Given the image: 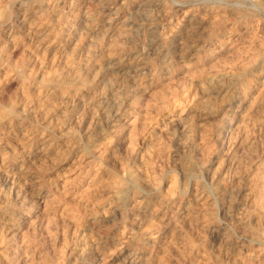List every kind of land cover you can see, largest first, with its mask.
Masks as SVG:
<instances>
[{
  "label": "rangeland",
  "instance_id": "rangeland-1",
  "mask_svg": "<svg viewBox=\"0 0 264 264\" xmlns=\"http://www.w3.org/2000/svg\"><path fill=\"white\" fill-rule=\"evenodd\" d=\"M105 1L7 0L6 3L0 0V43L2 42V45L0 44V52H2L0 53V98L2 95L5 96L0 99V172L2 173H0L2 175V178L0 175V264H264V25H262L264 23V0H192V2L191 0ZM175 1H178L176 2L177 4L174 3ZM185 3L187 4L185 5ZM102 4L108 6L109 10H107V13L100 10V5ZM66 5L68 6L66 7ZM210 5L212 6L210 7ZM180 8L182 10H179ZM166 12L168 15L165 14ZM32 13L36 15H32ZM15 17L18 19L16 20ZM163 17L165 18L163 19ZM22 18L35 21V23H39L44 27V36L35 37L34 33H23L21 28L17 29L16 24L23 20ZM84 19H91L89 21L92 24L91 29H87V20L84 22ZM209 20H212V22ZM73 21L75 24H72ZM234 23L235 27L233 28ZM80 26H82V29ZM121 29H123L120 34L122 38H117ZM243 38L247 40L245 41ZM4 40L5 42L7 41V44ZM91 45L93 46L92 48ZM61 50H63L62 53ZM236 50L239 53L235 52ZM81 51L82 53H80ZM43 53L45 54L42 55ZM228 56L230 57L228 58ZM49 58L51 59L49 60ZM87 60L90 61L88 62ZM24 63L27 64L25 65ZM78 63L79 66L77 65ZM125 73L129 76L127 77ZM5 75L8 76L6 77ZM24 75L27 76L24 77ZM249 75H252V77ZM257 83L258 85H256ZM106 88L107 90H105ZM96 93L97 95H95ZM12 95H15L14 98ZM213 96H215V99ZM28 100L32 102L30 103ZM4 101H7L6 104ZM205 103L210 105L208 106ZM6 105H9V108ZM5 110L8 112L6 113ZM184 110L187 111L185 112ZM76 120H78L79 124ZM226 123L228 124L226 125ZM173 124H175L174 127L172 126ZM178 124L179 126H177ZM92 125L94 126L92 127ZM199 128L202 130L200 129L199 131ZM248 129H250L249 132ZM119 131L122 132L120 133ZM31 133L34 135H31ZM166 143L169 145L167 146ZM158 144L159 146H157ZM198 145H202V147ZM60 153L63 154L60 155ZM46 157L47 159H45ZM132 173L138 177L137 182L132 178ZM237 181L241 183L239 184ZM22 183L24 184L22 185ZM201 192H203L202 195ZM106 194L109 195L105 196ZM104 197L107 198L105 199ZM29 201L32 204H28ZM238 205L241 206L238 207ZM252 206L253 208H251ZM211 207L212 209H210ZM111 208L112 210H110ZM127 220L129 223L131 221V223H127ZM134 220L135 222H133ZM240 242L244 243V246ZM169 247H172L171 250ZM194 247L195 249L193 250ZM118 251L120 252L118 253ZM219 255H223L224 259Z\"/></svg>",
  "mask_w": 264,
  "mask_h": 264
},
{
  "label": "bare ground",
  "instance_id": "bare-ground-1",
  "mask_svg": "<svg viewBox=\"0 0 264 264\" xmlns=\"http://www.w3.org/2000/svg\"><path fill=\"white\" fill-rule=\"evenodd\" d=\"M2 1L7 3V0H2ZM46 1H48V0H46ZM78 1H79V0H78ZM97 1H98V0H97ZM99 1H100V0H99ZM106 1H107V0H106ZM106 1H105V2H106ZM112 1H113V0H112ZM120 1H122V0H120ZM156 1H157V0H156ZM160 1H161V0H160ZM188 1H189V0H188ZM188 1H186V2H188ZM262 1H263V0H262ZM39 2H40V1H39ZM44 2H45V1H44ZM55 2H56V1H55ZM55 2H54V3H55ZM131 2H132V1H131ZM176 2H178V1H175L174 3H176ZM191 2H192V0H191ZM12 3H13V2H12ZM17 3H18V2H17ZM31 3H32V2H31ZM31 3H30V4H31ZM54 3H52V4H54ZM69 3H70V2H69ZM87 3H88V2H87ZM99 3H100V2H99ZM101 3H102V2H101ZM122 3H123V2H122ZM181 3H183V2L181 1ZM10 4H11V3H10ZM15 4H16V3H15ZM33 4H34V3H33ZM36 4H37V3H36ZM67 4H68V2H67ZM76 4H78V3L76 2ZM79 4H80V3H79ZM93 4H94V3H93ZM105 4H106V3H105ZM111 4H112V3H111ZM119 4H120V3H119ZM176 4H177V3H176ZM186 4H187V3H185V5H186ZM12 5H13V4H12ZM54 5H55V4H54ZM88 5H89V4H88ZM91 5H92V4H91ZM91 5H90V6H91ZM95 5H96V4H95ZM126 5H127V4H126ZM185 5H184V6H185ZM215 5H216V4H215ZM218 5H219V4H218ZM257 5H258V3H257ZM257 5H256V7H257ZM5 6H6V5H5ZM9 6H10V5H9ZM23 6H24V4H23ZM67 6H68V5H66V7H67ZM78 6H79V5H78ZM160 6H161V5H160ZM188 6H189V5H188ZM211 6H212V5H210V7H211ZM249 6H250V5H249ZM259 6H260V5H259ZM13 7H14V6H13ZM19 7H20V6H19ZM30 7H31V6H30ZM38 7H39V4H38ZM48 7H49V6H48ZM53 7H54V6H53ZM66 7H65V8H66ZM86 7H87V6H86ZM110 7H111V6H110ZM112 7H114V6H112ZM158 7H159V6H158ZM180 7H181V6H180ZM190 7H191V6H190ZM208 7H209V5H208ZM208 7H207V8H208ZM215 7H217V6H215ZM3 8H4V7H3ZM36 8H37V7H36ZM39 8H40V7H39ZM57 8H58V6H57ZM72 8H73V7H72ZM126 8H127V7H126ZM131 8H132V7H131ZM170 8H171V7H170ZM175 8H176V7H175ZM178 8H179V7H178ZM178 8H177V9H178ZM199 8H200V6H199ZM258 8H259V7H258ZM262 8H263V7H262ZM5 9H6V8H5ZM5 9H4V10H5ZM16 9H17V8H16ZM46 9H47V8H46ZM120 9H121V7H120ZM122 9H123V8H122ZM172 9H173V8H172ZM197 9H198V8H197ZM212 9H213V8H212ZM218 9H219V8H218ZM231 9H232V8H231ZM9 10H10V9H9ZM41 10H42V9H41ZM41 10H40V11H41ZM52 10H53V8H52ZM87 10H89V9L87 8ZM92 10H93V9H92ZM100 10H101L102 12H106V13H107V12H108L107 10H109V9H108V6L102 4V5H100ZM100 10H99V11H100ZM179 10H182V9L180 8ZM189 10H190V9H189ZM191 10H192V9H191ZM254 10H255V9H254ZM38 11H39V10H38ZM99 11H98V12H99ZM123 11H124V10H123ZM159 11H160V8H159ZM186 11H187V10H186ZM10 12H11V11H10ZM24 12H25V11H24ZM96 12H97V11H96ZM112 12H113V11H112ZM128 12H129V11H128ZM206 12H207V11H206ZM214 12H216V11H214ZM234 12H235V11H234ZM258 12H259V11H258ZM258 12H257V13H258ZM261 12H262V11H261ZM22 13H23V12H22ZM38 13H39V12H38ZM52 13H53V12H52ZM76 13H77V12H76ZM82 13H83V12H82ZM110 13H111V12H110ZM169 13H170V9H169ZM186 13H187V12H186ZM192 13H193V12H192ZM222 13H223V12H222ZM14 14H15V13H14ZM41 14H42V13H41ZM53 14H54V13H53ZM89 14H90V12H89ZM94 14H95V13H94ZM165 14H167V12H166ZM165 14H164V15H165ZM172 14H173V13H172ZM190 14H191V13H190ZM204 14H205V12H204ZM206 14H207V13H206ZM231 14H232V13H231ZM233 14H234V13H233ZM263 14H264V13H263ZM32 15H36V14H33V13H32ZM32 15H31V16H32ZM47 15H48V13H47ZM49 15H50V14H49ZM58 15H59V14H58ZM91 15H92V13H91ZM96 15H97V14H96ZM111 15H113V14H111ZM121 15H122V14H121ZM164 15H163V16H164ZM167 15H168V14H167ZM177 15H178V13H177ZM240 15H241V13H240ZM242 15H243V14H242ZM256 15H257V14H256ZM2 16H4V15H2ZM7 16H9V15H7ZM31 16H30V18H32ZM41 16H42V15H41ZM45 16H46V15H45ZM60 16H61V15H60ZM71 16H73V15H71ZM81 16H83V15H81ZM94 16H95V15H94ZM100 16H101V15H100ZM107 16H108V15H107ZM157 16H158V15H157ZM170 16H171V15H170ZM173 16H174V15H173ZM175 16H176V15H175ZM193 16H194V15H193ZM206 16H207V15H206ZM214 16H215V15H214ZM234 16H235V15H234ZM245 16H246V15H245ZM258 16H259V15H258ZM4 17H5V16H4ZM21 17H22V16H21ZM43 17H44V14H43ZM75 17H76V16H75ZM88 17H89V16H88ZM119 17H120V16H119ZM141 17L143 18V16H141ZM168 17H169V16H168ZM168 17H167V18H168ZM217 17H218V16H217ZM248 17H249V16H248ZM259 17H260V16H259ZM15 18H16V17H15ZM55 18H56V17H55ZM85 18H86V17H85ZM107 18H108V17H107ZM157 18H158V17H157ZM164 18H165V17H163V19H164ZM180 18H181V17H180ZM189 18H190V16H189ZM189 18H188V19H189ZM200 18H201V17H200ZM214 18H215V17H214ZM249 18H250V17H249ZM260 18H261V17H260ZM11 19H12V17H11ZM17 19H18V18H16V20H17ZM22 19H23V18H22ZM71 19H72V18H71ZM110 19H111V18H110ZM122 19H123V17H122ZM161 19H162V18H161ZM171 19H172V18H171ZM185 19H186V18H185ZM196 19H197V18H196ZM218 19H219V18H218ZM251 19H252V18H251ZM6 20H7V19H6ZM6 20H5V21H6ZM14 20H15V19H14ZM68 20H69V19H68ZM86 20H87V19H84V22H85ZM90 20H91V19H88V20H87V23H86L87 29H91V28H92V27H91L92 24L89 22ZM98 20H99V19H98ZM125 20H126V19H125ZM125 20H123V21H125ZM127 20H128V19H127ZM167 20H168V19H167ZM216 20H217V19H216ZM222 20H223V19H222ZM238 20H239V19H238ZM245 20H247V19H245ZM259 20H260V19H259ZM57 21H58V20H57ZM102 21H103V20H102ZM123 21H122V22H123ZM128 21H129V20H128ZM132 21H133V20H132ZM141 21H142V20H141ZM143 21H144V20H143ZM188 21H189V20H188ZM201 21H202V20H201ZM201 21H200V24H201ZM209 21L212 22V20H209ZM214 21H215V20H214ZM242 21H243V20H242ZM248 21H249V20H248ZM2 22H3V21H2ZM67 22H68V21H67ZM98 22H99V21H98ZM116 22H117V21H116ZM156 22H157V21H156ZM170 22H171V21H170ZM196 22H197V21H196ZM220 22L222 23V21H220ZM228 22H229V21H228ZM235 22L237 23L236 20H235ZM239 22H241V21H239ZM243 22H245V21H243ZM246 22H247V21H246ZM10 23H12V22H10ZM43 23H44V22H43ZM43 23H42V25H43ZM50 23H51V22H50ZM50 23H49V24H50ZM108 23H109V22H108ZM140 23H141V22H140ZM144 23H145V22H144ZM148 23H150V22H148ZM154 23H155V22H154ZM175 23H176V22H175ZM202 23H203V22H202ZM226 23H227V22H226ZM72 24H75L74 21L72 22ZM72 24H71V25H72ZM103 24H104V23H103ZM122 24H123V23H122ZM130 24H131V23H130ZM135 24H136V23H135ZM197 24H198V23H197ZM241 24H242V23H241ZM47 25H48V24H47ZM47 25H46V26H47ZM55 25H56V24H55ZM69 25H70V24H69ZM83 25H84V24H83ZM120 25H121V23H120ZM127 25H128V24H127ZM158 25H159V24H158ZM160 25H163V24H160ZM170 25H171V24H170ZM170 25H169V26H170ZM173 25H174V23H173ZM179 25H180V24H179ZM207 25H208V24H207ZM228 25H230V24H228ZM231 25H232V24H231ZM262 25H264V23H263ZM5 26H6V25H5ZM109 26H110V25H109ZM133 26H135V25H133ZM142 26H143V25H142ZM188 26H189V25H188ZM191 26H192V25H191ZM196 26H197V25H196ZM205 26H206V25H205ZM53 27H54V26H53ZM61 27H62V25H61ZM77 27H78V26H77ZM81 27H82V26H80V28H81ZM113 27H114V26H113ZM159 27H160V26H159ZM208 27H209V26H208ZM224 27H225V26H224ZM224 27H223V28H224ZM234 27H235V23H234L233 28H234ZM8 28H9V27H8ZM16 28H17V29H20V28H21V30H22L23 33H25V32H26V33H34L35 37H36V36H37V37H43V36H44L43 34H45V33H44V32H45L44 27H42L39 23H35V21H32V20L30 21V19H27V18H24L23 20H20V22H19L18 24H16ZM68 28H69V27H68ZM103 28H104V26H103ZM106 28H107V27H106ZM108 28H109V27H108ZM118 28H119V25H118ZM170 28H171V27H170ZM181 28H182V27H181ZM181 28H180V29H181ZM194 28H196V27H194ZM206 28H207V27H206ZM215 28H217V27H215ZM220 28H221V27H220ZM65 29H67V28H65ZM72 29H73V28H72ZM76 29H77V28H76ZM81 29H82V28H81ZM114 29H115V28H114ZM146 29H147V28H146ZM166 29H167V28H166ZM172 29H173V28H172ZM176 29H177V28H176ZM182 29H183V28H182ZM184 29H185V28H184ZM197 29H198V28H197ZM213 29H214V28H213ZM221 29H222V28H221ZM7 30H8V29H7ZM49 30H50V29H49ZM56 30H57V29H56ZM67 30H70V29H67ZM85 30H86V29H85ZM122 30H123V29H121L120 32H118L117 38H120V37H121L120 34L122 33ZM125 30H126V29H125ZM198 30H199V29H198ZM200 30H201V28H200ZM208 30H209V29H208ZM216 30H217V29H216ZM52 31H53V30H52ZM71 31H72V30H71ZM74 31H75V30H74ZM107 31H108V30H107ZM172 31H173V30H172ZM176 31H177V30H176ZM195 31H196V30H195ZM195 31H194V33H196ZM203 31H204V30H203ZM212 31H213V30H212ZM233 31H234V30H233ZM0 32H1V31H0ZM55 32H56V31H55ZM61 32H62V31H61ZM61 32H60V33H61ZM68 32H69V31H68ZM78 32H79V31H78ZM92 32H93V31H92ZM95 32H96V31H95ZM102 32H104V31H102ZM111 32H112V31H111ZM111 32H110V33H111ZM114 32H115V31H114ZM129 32H130V31H129ZM132 32H133V31H132ZM134 32H135V31H134ZM187 32H188V31H187ZM199 32H200V31H199ZM228 32H229V30H228ZM56 33H57V32H56ZM56 33H55V34H56ZM66 33H67V31H66ZM66 33H65V34H66ZM84 33H86V32H84ZM105 33H106V32H105ZM116 33H117V32H116ZM127 33H128V32H127ZM206 33H207V32H206ZM209 33H210V32H209ZM222 33H223V32H222ZM233 33H234V32H233ZM236 33H237V32H236ZM236 33H235V34H236ZM244 33H245V32H244ZM51 34H52V33H51ZM65 34H64V36H65ZM80 34H81V33H80ZM96 34H97V33H96ZM96 34H95V35H96ZM100 34H101V33H100ZM102 34H103V33H102ZM167 34H168V33H167ZM174 34H175V33H174ZM224 34H225V33H224ZM246 34H247V33H246ZM5 35H6V34H5ZM69 35H70V34H69ZM69 35H68V36H69ZM77 35H78V34H77ZM95 35H94V36H95ZM109 35H110V34H109ZM133 35H134V34H133ZM161 35H162V34H161ZM222 35H223V34H222ZM227 35H228V34H227ZM257 35H258V34H257ZM12 36H13V35H12ZM14 36H16V35H14ZM47 36H48V35H47ZM59 36H60V35H59ZM75 36H76V35H75ZM101 36H102V35H101ZM101 36H99V37H101ZM107 36H108V35H107ZM127 36H128V35H127ZM139 36H140V35H139ZM177 36H178V35H177ZM179 36H180V35H179ZM214 36H215V34H214ZM216 36H217V35H216ZM238 36H239V35H238ZM261 36H263V35H261ZM56 37H57V36H56ZM60 37H61V36H60ZM102 37H103V36H102ZM195 37H196V36H195ZM248 37H249V36H248ZM251 37H252V36H251ZM10 38H11V37H10ZM28 38H29V37H28ZM28 38H27V39H28ZM62 38H63V37H62ZM114 38H115V37H114ZM121 38H122V37H121ZM186 38H187V37H186ZM263 38H264V37H263ZM263 38H262V39H263ZM0 39H1V38H0ZM2 39H3V38H2ZM37 39H38V38H37ZM65 39H66V38H65ZM82 39H83V38H82ZM103 39H104V38H103ZM103 39H102V40H103ZM128 39H129V38H128ZM131 39H133V38H131ZM195 39H196V38H195ZM219 39H220V38H219ZM241 39H242V38H241ZM243 39L245 40V38H243ZM258 39H259V38H258ZM7 40H8V39H7ZM9 40H10V39H9ZM57 40H58V39H57ZM66 40H67V39H66ZM77 40H78V39H77ZM79 40H80V39H79ZM104 40H105V39H104ZM104 40H103V41H104ZM112 40H113V39H112ZM119 40H121V39H119ZM137 40H138V39H137ZM190 40H191V39H190ZM225 40H226V39H225ZM246 40H247V39H246ZM246 40H245V41H246ZM259 40H261V39H259ZM30 41H31V39H30ZM34 41H35V39H34ZM64 41H65V40H64ZM84 41H85V40H84ZM89 41H90V39H89ZM128 41H129V40H128ZM130 41H132V40H130ZM134 41H135V40H134ZM138 41H139V40H138ZM140 41H141V40H140ZM185 41H186V40H185ZM188 41H189V40H188ZM228 41H229V40H228ZM253 41H254V39H253ZM4 42H5V40H4ZM4 42H3V43H4ZM39 42H40V41H39ZM50 42H51V41H50ZM182 42H183V41H182ZM241 42H242V41H241ZM255 42H256V41H255ZM263 42H264V41H263ZM1 43H2V42H1ZM1 43H0V44H1ZM5 43L7 44V41H6ZM99 43H100V41H99ZM99 43H98V44H99ZM131 43H132V42H131ZM131 43H129V44H131ZM193 43H195V42H193ZM196 43H197V42H196ZM221 43H222V42H221ZM235 43H236V42H235ZM246 43H247V42H246ZM257 43H258V42H257ZM45 44H46V42H45ZM47 44H48V43H47ZM75 44H77V43H75ZM87 44H88V43H87ZM107 44H108V43H107ZM117 44H118V43H117ZM121 44H122V43H121ZM124 44H126V43H124ZM124 44H123V45H124ZM135 44H136V43H135ZM219 44H220V43H219ZM224 44H225V43H224ZM249 44H250V43H249ZM249 44H248V45H249ZM252 44H253V43H252ZM262 44H263V43H262ZM1 45H2V44H1ZM34 45H35V43H34ZM43 45H44V44H43ZM49 45H50V44H49ZM49 45H48V47H49ZM62 45H63V44H62ZM73 45H74V44H73ZM88 45H89V44H88ZM88 45H87V46H88ZM92 45H93V44H92ZM92 45H91V48L93 47ZM187 45H188V44H187ZM190 45H191V44H190ZM217 45H218V44H217ZM220 45H221V44H220ZM220 45H218V46H220ZM248 45H247V46H248ZM77 46H78V44H77ZM79 46H80V45H79ZM89 46H90V45H89ZM98 46H99V45H98ZM103 46H104V45H103ZM119 46H120V45H119ZM119 46H118V47H119ZM192 46H194V45H192ZM230 46H231V45H230ZM232 46H233V45H232ZM250 46H251V45H250ZM252 46H253V45H252ZM255 46H257V45H255ZM261 46H262V45H261ZM21 47H22V46H21ZM48 47H47V48H48ZM60 47H61V46H60ZM99 47H101V46H99ZM110 47H111V46H110ZM118 47H117V48H118ZM124 47H125V46H124ZM135 47H136V46H135ZM181 47H182V45H181ZM220 47H221V46H220ZM226 47H227V46H226ZM228 47H229V46H228ZM22 48H23V47H22ZM43 48H44V47H43ZM45 48H46V46H45ZM51 48H52V47H51ZM53 48H54V47H53ZM67 48H68V47H67ZM76 48H77V47H76ZM78 48H79V47H78ZM88 48H89V47H88ZM96 48H97V47H96ZM112 48H114V47H112ZM119 48H120V47H119ZM184 48H185V47H184ZM233 48H234V47H233ZM239 48H240V47H239ZM246 48H247V47H246ZM248 48H249V47H248ZM257 48H258V47H257ZM12 49H13V48H12ZM27 49H28V47H27ZM49 49H50V48H49ZM55 49H56V48H55ZM71 49H72V48H71ZM71 49H70V50H71ZM109 49H110V48H109ZM126 49H127V48H126ZM227 49H228V48H227ZM235 49H237V48H235ZM240 49H241V48H240ZM17 50H18V49H17ZM47 50H48V49H47ZM72 50H73V49H72ZM76 50H77V49H76ZM87 50H88V49H87ZM87 50H86V51H87ZM90 50H91V49H90ZM94 50H95V49H94ZM107 50H108V49H107ZM110 50H111V49H110ZM110 50H109V52H110ZM112 50H113V49H112ZM118 50H120V49H118ZM134 50H135V49H134ZM185 50H186V48H185ZM185 50H184V51H185ZM2 51H3V50H2ZM19 51H20V50H19ZM31 51H33V50H31ZM55 51H56V50H55ZM122 51H123V50H122ZM135 51H136V50H135ZM137 51H138V50H137ZM259 51H260V50H259ZM8 52H9V51H8ZM25 52H26V51H25ZM37 52H38V51H37ZM41 52H43V51H41ZM50 52H51V51H50ZM56 52H57V51H56ZM62 52H63V50H61V53H62ZM101 52H102V51H101ZM107 52H108V51H107ZM116 52H117V51H116ZM119 52H120V51H119ZM125 52H126V51H125ZM131 52H133V51H131ZM182 52H183V51H182ZM182 52H181V53H182ZM196 52H197V51H196ZM235 52H238V51L236 50ZM241 52H242V51H241ZM0 53H2V52H0ZM31 53H33V52H31ZM67 53H68V52H67ZM73 53H74V52H73ZM75 53H76V52H75ZM78 53H79V52H78ZM80 53H82V51H81ZM88 53H90V52L88 51ZM238 53H239V52H238ZM23 54H24V53H23ZM27 54H28V53H27ZM44 54H45V53H43L42 55H44ZM84 54H85V53H84ZM110 54H111V53H110ZM124 54H125V53H124ZM135 54H136V53H135ZM135 54H134V55H135ZM139 54H140V53H139ZM263 54H264V53H263ZM5 55H6V54H5ZM15 55H16V54H15ZM18 55H19V54H18ZM21 55H22V54H21ZM42 55H41V56H42ZM65 55H66V54H65ZM79 55H80V54H79ZM98 55H99V54H98ZM108 55H109V54H108ZM10 56H11V55H10ZM37 56H38V55H37ZM66 56H67V55H66ZM66 56H65V57H66ZM82 56H83V55H82ZM90 56H91V55H90ZM181 56H182V55H181ZM186 56H187V55H186ZM195 56H196V55H195ZM22 57H23V56H22ZM22 57H21V58H22ZM55 57H56V56H55ZM74 57H75V55H74ZM93 57H94V56H93ZM95 57H96V56H95ZM118 57H119V54H118ZM199 57H200V55H199ZM203 57H204V56H203ZM229 57H230V56H228V58H229ZM14 58H15V56H14ZM18 58H19V57H18ZM27 58H28V57H27ZM52 58H53V57H52ZM66 58H67V57H66ZM69 58H71V57H69ZM76 58H77V57H76ZM112 58H113V57H112ZM112 58H111V60H113ZM116 58H117V57H116ZM122 58H124V57H122ZM148 58H149V57H148ZM209 58H210V57H209ZM9 59H10V58H9ZM23 59H24V58H23ZM25 59H26V58H25ZM50 59H51V58H49V60H50ZM55 59H56V58H55ZM109 59H110V58H109ZM125 59H126V58H125ZM132 59H133V58H132ZM139 59H140V58H139ZM142 59H143V58H142ZM182 59H183V58H182ZM189 59H190V58H189ZM195 59H196V58H195ZM198 59H199V58H198ZM205 59H206V58H205ZM225 59H226V58H225ZM225 59H224V60H225ZM1 60H2V59H1ZM17 60H18V59H17ZM71 60H73V59H71ZM83 60H84V59H83ZM105 60H106V59H105ZM120 60H121V59H120ZM186 60H187V59H186ZM262 60H263V59H262ZM7 61H8V59H7ZM13 61H14V60H13ZM38 61H39V60H38ZM61 61H62V60H61ZM64 61H65V60H64ZM87 61H88V60H87ZM89 61H90V60H89ZM89 61H88V62H89ZM134 61H135V60H134ZM146 61H147V59H146ZM184 61H185V60H184ZM227 61H228V59H227ZM5 62H6V61H5ZM18 62H20V61H18ZM25 62H26V61H25ZM41 62H42V61H41ZM53 62H55V61H53ZM67 62H68V61H67ZM78 62H79V61H78ZM84 62H85V61H84ZM95 62H97V61H95ZM111 62H112V61H111ZM148 62H149V61H148ZM152 62H153V61H152ZM188 62H190V61H188ZM221 62H222V61H221ZM105 63H106V62H105ZM112 63H113V62H112ZM120 63H121V62H120ZM130 63L132 64V62H130ZM24 64H25V63H24ZM26 64H27V63H26ZM26 64H25V65H26ZM31 64H32V63H31ZM54 64H55V63H54ZM58 64H59V63H58ZM90 64H91V63H90ZM101 64H102V62H101ZM113 64H114V63H113ZM141 64H142V63H141ZM143 64H144V63H143ZM188 64H189V63H188ZM0 65H1V64H0ZM40 65H42V64H40ZM56 65H57V64H56ZM65 65H66V64H65ZM72 65H74V64H72ZM72 65H70V66H72ZM77 65L79 66V63H78ZM83 65H84V64H83ZM87 65H88V64H87ZM96 65H97V64H96ZM114 65H116V64H114ZM138 65H139V64H138ZM179 65H180V64H179ZM226 65H227V64H226ZM263 65H264V64H263ZM15 66H16V65H15ZM19 66H20V65H19ZM32 66H33V64H32ZM50 66H51V65H50ZM61 66H62V65H61ZM97 66H98V65H97ZM97 66H96V67H97ZM104 66H105V65H104ZM109 66H110V65H109ZM125 66L127 67V65H125ZM189 66H190V64H189ZM5 67H6V66H5ZM5 67H4V69H5ZM66 67H67V66H66ZM84 67H85V65H84ZM91 67H92V66H91ZM113 67H114V66H113ZM129 67H130V66H129ZM129 67H128V68H129ZM137 67H139V66H137ZM152 67H153V66H152ZM11 68H12V66H11ZM20 68H21V66H20ZM23 68H24V67H23ZM33 68H34V67H33ZM49 68H50V67H49ZM63 68H64V67H63ZM80 68H81V67H80ZM80 68H79V69H80ZM108 68H109V67H108ZM114 68H115V67H114ZM135 68H136V67H135ZM135 68H134V69H135ZM141 68H142V67H141ZM157 68H158V67H157ZM179 68H180V67H179ZM224 68H225V67H224ZM257 68H258V67H257ZM260 68H261V66H260ZM21 69H22V68H21ZM41 69H42V68H41ZM72 69H73V68H72ZM94 69H95V68H94ZM103 69L105 70V68H103ZM130 69H131V68H130ZM137 69H138V68H137ZM144 69H145V68H144ZM146 69H147V67H146ZM153 69H154V68H153ZM212 69H213V68H212ZM215 69H216V68H215ZM220 69H221V68H220ZM258 69H259V68H258ZM10 70H11V69H10ZM18 70H19V69H18ZM60 70H61V69H60ZM74 70H75V69H74ZM77 70H78V69H77ZM98 70H99V69H98ZM110 70H111V69H110ZM132 70H133V69H132ZM139 70H140V69H139ZM227 70H228V69H227ZM256 70H257V69H256ZM2 71H3V70H2ZM12 71H13V69H12ZM37 71L39 72V70H37ZM48 71H49V70H48ZM50 71H51V70H50ZM69 71H70V69H69ZM115 71H117V70H115ZM152 71H153V70H152ZM216 71H217V70H216ZM225 71H226V70H225ZM263 71H264V70H263ZM3 72H4V71H3ZM6 72H8V71L6 70ZM9 72H10V71H9ZM32 72H33V71H32ZM59 72H60V71H59ZM61 72H62V70H61ZM94 72H95V71H94ZM100 72H101V71H100ZM103 72H104V71H103ZM112 72H113V71H112ZM126 72H127V71H126ZM133 72H134V71H133ZM257 72H258V71H257ZM259 72H260V71H259ZM10 73H11V72H10ZM14 73H15V72H14ZM14 73H13V74H14ZM28 73H29V71H28ZM42 73H43V72H42ZM46 73H47V72H46ZM49 73H50V72H49ZM54 73H55V72H54ZM95 73H96V72H95ZM104 73H105V72H104ZM114 73H115V72H114ZM135 73H136V72H135ZM145 73H146V72H145ZM145 73H144V74H145ZM153 73H154V72H153ZM157 73H158V72H157ZM209 73H211V72H209ZM219 73H220V71H219ZM240 73H241V71H240ZM252 73H253V72H252ZM254 73H255V72H254ZM7 74H8V73H7ZM11 74H12V73H11ZM23 74H24V73H23ZM23 74H21V75H23ZM58 74H59V73H58ZM63 74H64V73H63ZM65 74H66V72H65ZM91 74H92V73H91ZM97 74H98V73H97ZM125 74H127V73H125ZM151 74H152V72H151ZM53 75H54V74H53ZM59 75H60V74H59ZM68 75H69V74H68ZM76 75H77V74H76ZM101 75H102V74H101ZM104 75H105V74H104ZM107 75H108V74H107ZM146 75H147V74H146ZM243 75H244V74H243ZM255 75H256V74H255ZM5 76H6V75H5ZM7 76H8V75H7ZM7 76H6V77H7ZM26 76H27V75H26ZM26 76L24 75V77H26ZM34 76H35V75H34ZM60 76H61V75H60ZM64 76H65V75H64ZM64 76H63V77H64ZM83 76H84V75H83ZM92 76H93V75H92ZM110 76H111V75H110ZM121 76H122V75H121ZM121 76H120V77H121ZM125 76H126V75H125ZM128 76H129V75L127 74V77H128ZM141 76H142V75H141ZM150 76H151V75H150ZM210 76H211V75H210ZM223 76H224V75H223ZM249 76L252 77V75H249ZM6 77H5V79H6ZM36 77H38V76H36ZM50 77H51V76H50ZM56 77H57V76H56ZM67 77H68V76H67ZM90 77H91V76H90ZM93 77H94V76H93ZM101 77H102V76H101ZM101 77H100V78H101ZM136 77H137V76H136ZM227 77H229V76H227ZM227 77H226V78H227ZM238 77H239V76H238ZM241 77H242V76H241ZM256 77H257V76H256ZM2 78H3V76H2ZM27 78H28V77H27ZM48 78H49V76H48ZM59 78H60V77H59ZM80 78H81V77H80ZM131 78H132V77H131ZM154 78H155V76H154ZM222 78H223V77H222ZM235 78H236V77H235ZM32 79H33V78H32ZM40 79H41V78H40ZM40 79H39V80H40ZM55 79H56V78H55ZM65 79H66V78H65ZM82 79H83V77H82ZM96 79H97V78H96ZM102 79H103V78H102ZM102 79H101V80H102ZM113 79H114V77H113ZM123 79H124V78H123ZM126 79H128V78H126ZM134 79H135V78H134ZM213 79H214V78H213ZM233 79H234V78H233ZM29 80H30V79H29ZM34 80H35V79H34ZM46 80H47V78H46ZM53 80H54V79H53ZM57 80H58V79H57ZM74 80H75V79H74ZM114 80H115V79H114ZM118 80H119V78H118ZM130 80H131V79H130ZM214 80H215V79H214ZM230 80H231V79H230ZM263 80H264V79H263ZM0 81H1V80H0ZM19 81H20V80H19ZM22 81H23V80H22ZM48 81H49V79H48ZM85 81H86V80H85ZM93 81H94V80H93ZM97 81H98V80H97ZM107 81H108V80H107ZM227 81H228V80H227ZM6 82H7V81H6ZM13 82H14V81H13ZM54 82H55V81H54ZM58 82H59V81H58ZM91 82H92V81H91ZM113 82H114V81H113ZM123 82H124V81H123ZM133 82H134V81H133ZM144 82H145V81H144ZM147 82H148V81H147ZM210 82H211V79H210ZM232 82H233V81H232ZM234 82H235V81H234ZM256 82H257V81H256ZM11 83H12V82H11ZM11 83H10V84H11ZM16 83H17V82H16ZM19 83H20V82H19ZM36 83H37V82H36ZM43 83H44V81H43ZM45 83H46V82H45ZM65 83H66V81H65ZM93 83H94V82H93ZM98 83H99V82H98ZM124 83H125V82H124ZM129 83H130V82H129ZM136 83H137V82H136ZM258 83H259V82H258ZM258 83H257L256 85H258ZM22 84H23V82H22ZM59 84H60V83H59ZM78 84H79V83H78ZM89 84H90V81H89ZM126 84H127V83H126ZM140 84H141V83H140ZM143 84H144V83H143ZM203 84H204V83H203ZM209 84H210V83H209ZM209 84H208V86H209ZM244 84H245V83H244ZM24 85H25V84H24ZM27 85H28V84H27ZM40 85H41V84H40ZM53 85H54V84H53ZM64 85H65V84H64ZM69 85H70V84H69ZM75 85H76V84H75ZM111 85H112V84H111ZM118 85H119V84H118ZM133 85H134V84H133ZM144 85H145V84H144ZM218 85H220V84H218ZM236 85H237V84H236ZM239 85H240V84H239ZM47 86H48V84H47ZM73 86H74V85H73ZM79 86H80V84H79ZM113 86H114V83H113ZM135 86H136V85H135ZM211 86H212V85H211ZM221 86H222V85H221ZM221 86H220V87H221ZM230 86H231V85H230ZM16 87H17V86H16ZM18 87H19V86H18ZM25 87H26V86H25ZM119 87H120V86H119ZM127 87H128V86H127ZM199 87H200V86H199ZM214 87H215V86H214ZM218 87H219V86H218ZM224 87H225V85H224ZM237 87H238V86H237ZM244 87H245V85H244ZM262 87H263V86H262ZM51 88H52V86H51ZM66 88H67V87H66ZM66 88H65V89H66ZM77 88H78V87H77ZM84 88L86 89V87H84ZM93 88H94V87H93ZM115 88H116V87H115ZM124 88H126V87H124ZM137 88H138V87H137ZM144 88H145V87H144ZM215 88H216V87H215ZM246 88H247V87H246ZM246 88H245V89H246ZM256 88H257V87H256ZM24 89H25V88H24ZM33 89H34V88H33ZM39 89H40V88H39ZM48 89H49V88H48ZM48 89H46V90H48ZM103 89H104V88H103ZM122 89H123V88H122ZM233 89H234V88H233ZM259 89H260V88H259ZM261 89H262V88H261ZM30 90H31V89H30ZM105 90H107V88H106ZM110 90H111V89H110ZM113 90H114V89H113ZM134 90H135V89H134ZM145 90H146V89H145ZM263 90H264V89H263ZM13 91H15V90H13ZM38 91H39V90H38ZM67 91H68V90H67ZM67 91H66V92H67ZM72 91H73V90H72ZM78 91H79V89H78ZM96 91H97V90H96ZM96 91H95V92H96ZM123 91H125V90L123 89ZM138 91H139V90H138ZM211 91H212V90H211ZM224 91H225V90H224ZM229 91H230V90H229ZM231 91H232V90H231ZM254 91H255V90H254ZM259 91H261V90H259ZM22 92H23V91H22ZM26 92H27V91H26ZM45 92H46V91H45ZM51 92H52V91H51ZM86 92H87V91H86ZM97 92H98V91H97ZM103 92H104V91H103ZM105 92H106V91H105ZM111 92H112V91H111ZM114 92H115V90H114ZM116 92H117V90H116ZM132 92H133V91H132ZM207 92H208V91H207ZM213 92H214V91H213ZM226 92H227V91H226ZM226 92H225V93H226ZM248 92H249V91H248ZM2 93H3V92H2ZM8 93H9V92H8ZM29 93H30V92H29ZM92 93H93V92H92ZM123 93H124V92H123ZM127 93H128V92H127ZM133 93H134V92H133ZM137 93H138V92H137ZM143 93H144V92H143ZM216 93H217V92H216ZM228 93H229V92H228ZM236 93H237V92H236ZM257 93H258V92H257ZM257 93H253V94L256 95ZM9 94H10V93H9ZM33 94H34V93H33ZM39 94H40V93H39ZM39 94H38V95H39ZM44 94H45V93H44ZM60 94H61V92H60ZM64 94H65V93H64ZM75 94H76V93H75ZM106 94H107V93H106ZM111 94H112V93H111ZM116 94H118V93H116ZM124 94H125V93H124ZM206 94H207V93H206ZM239 94H240V92H239ZM22 95H23V94H22ZM46 95H47V94H46ZM95 95H97V93H96ZM99 95H100V94H99ZM125 95H126V94H125ZM132 95H133V94H132ZM223 95H224V94H223ZM2 96H4V95H2ZM2 96H1V98H2ZM12 96H13V95H12ZM14 96H15V95H14ZM14 96H13V98H14ZM18 96H19V95H18ZM29 96H30V95H29ZM54 96H55V95H54ZM54 96H53V97H54ZM71 96H72V95H71ZM107 96H108V95H107ZM107 96H106V98H107ZM119 96H120V95H119ZM121 96H122V95H121ZM137 96H138V95H137ZM211 96H212V95H211ZM235 96H236V95H235ZM235 96H234V97H235ZM238 96H239V95H238ZM4 97H5V96H4ZM32 97H33V96H32ZM34 97H35V96H34ZM44 97H45V96H44ZM46 97H47V96H46ZM62 97H64V96H62ZM90 97H91V96H90ZM92 97H93V96H92ZM138 97H139V96H138ZM213 97H214V99H215V96H213ZM1 98H0V99H1ZM25 98H26V97H25ZM27 98H28V97H27ZM37 98H38V97H37ZM41 98H42V97H41ZM65 98H66V97H65ZM71 98H72V97H71ZM190 98H191V97H190ZM217 98H218V97H217ZM242 98H243V97H242ZM52 99H53V98H52ZM67 99H68V96H67ZM96 99H97V97H96ZM119 99H120V98H119ZM134 99H135V98H134ZM137 99H138V98H137ZM137 99H136V100H137ZM204 99H205V98H204ZM210 99H211V98H210ZM256 99H257V98H256ZM6 100H7V97H6ZM15 100H16V99H15ZM19 100H21V99L19 98ZM25 100H27V99H25ZM30 100H31V99H30ZM38 100H39V99H38ZM59 100H60V99H59ZM70 100H72V99H70ZM76 100H77V99H76ZM80 100H82V99H80ZM89 100H90V99H89ZM124 100H125V99H124ZM192 100H193V99H192ZM220 100H221V99H220ZM237 100H238V99H237ZM7 101H8V100H7ZM7 101H6V102H7ZM60 101H61V100H60ZM98 101H99V100H98ZM114 101H115V100H114ZM188 101H189V100H188ZM190 101H191V100H190ZM196 101H197V100H196ZM216 101H217V100H216ZM223 101H224V100H223ZM227 101H228V100H227ZM0 102H1V101H0ZM6 102L4 101L5 104H6ZM11 102H12V101H11ZM11 102H10V103H11ZM28 102H30V101L28 100ZM31 102H32V101H31ZM31 102H30V103H31ZM35 102H36V101H35ZM73 102H74V101H73ZM87 102H88V100H87ZM119 102H120V101H119ZM199 102H200V101H199ZM201 102H202V100H201ZM201 102H200V103H201ZM212 102H213V101H212ZM236 102H237V101H236ZM23 103H24V102H23ZM43 103H44V102H43ZM85 103H86V102H85ZM112 103H113V102H112ZM200 103H199V104H200ZM210 103H211V102H210ZM244 103H245V102H244ZM0 104H1V103H0ZM20 104H21V103H20ZM20 104H19V105H20ZM25 104H26V103H25ZM25 104H24V105H25ZM46 104H47V103H46ZM54 104H55V103H54ZM99 104H101V103H99ZM99 104H98V105H99ZM109 104H110V103H109ZM132 104H133V103H132ZM205 104H206V103H205ZM207 104H208V103H207ZM207 104H206V105H207ZM213 104H214V103H213ZM215 104H216V103H215ZM2 105H3V104H2ZM62 105H63V104H62ZM83 105H84V104H83ZM86 105H87V103H86ZM96 105H97V103H96ZM104 105H105V104H104ZM125 105H127V104H125ZM184 105H185V103H184ZM192 105H193V104H192ZM209 105H210V104H208V106H209ZM226 105H227V104H226ZM228 105H230V104H228ZM3 106H4V105H3ZM6 106H8V108H9V105H6ZM66 106H67V105H66ZM122 106H123V105H122ZM129 106H130V105H129ZM129 106H128V107H129ZM186 106H187V105H186ZM195 106H196V104H195ZM199 106H200V105H199ZM239 106H240V105H239ZM241 106H242V105H241ZM246 106H247V105H246ZM21 107H22V106H21ZM21 107H20V108H21ZM27 107H28V106H27ZM44 107H45V106H44ZM52 107H53V106H52ZM68 107H69V106H68ZM82 107H83V106H82ZM112 107H113V106H112ZM203 107H204V105H203ZM6 108H7V107H6ZM10 108H11V106H10ZM18 108H19V107H18ZM50 108H51V107H50ZM69 108H70V107H69ZM84 108H85V107H84ZM94 108H95V107H94ZM118 108H119V107H118ZM180 108H181V107H180ZM183 108H184V107H183ZM199 108H200V107H199ZM227 108H228V107H227ZM232 108H233V107H232ZM239 108H240V107H239ZM16 109H17V108H16ZM23 109H24V108H23ZM53 109H54V108H53ZM53 109H52V110H53ZM62 109H63V108H62ZM81 109H82V108H81ZM87 109H88V108H87ZM100 109H101V108H100ZM181 109H182V108H181ZM188 109H189V108H188ZM214 109H215V108H214ZM217 109H218V108H217ZM228 109H229V108H228ZM236 109H237V108H236ZM0 110H1V109H0ZM35 110H36V109H35ZM79 110H80V109H79ZM103 110H104V109H103ZM110 110H111V109H110ZM178 110H180V109H178ZM205 110H207V109H205ZM210 110H211V109H210ZM226 110H227V109H226ZM22 111H23V110H22ZM28 111H29V110H28ZM64 111H65V110H64ZM75 111H76V110H75ZM82 111H83V110H82ZM112 111H113V110H112ZM184 111H185V110H184ZM186 111H187V110H186ZM186 111H185V112H186ZM197 111H198V110H197ZM199 111H200V110H199ZM219 111H220V110H219ZM232 111H233V110H232ZM234 111H235V110H234ZM259 111H260V110H259ZM261 111H263V110H261ZM3 112H4V111H3ZM5 112H6V110H5ZM7 112H8V111H7ZM7 112H6V113H7ZM12 112H13V111H12ZM43 112H44V111H43ZM49 112H50V111H49ZM52 112H53V111H52ZM60 112H61V111H60ZM68 112H69V111H68ZM68 112H67V113H68ZM77 112H78V111H77ZM93 112H94V111H93ZM110 112H111V111H110ZM113 112H114V111H113ZM208 112H209V111H208ZM217 112H218V111H217ZM236 112H237V111H236ZM238 112H239V111H238ZM245 112H246V111H245ZM263 112H264V111H263ZM38 113H39V112H38ZM41 113H42V112H41ZM45 113H46V112H45ZM107 113H109V112L107 111ZM118 113H119V112H118ZM121 113H122V112H121ZM182 113H183V112H182ZM193 113H194V112H193ZM234 113H235V112H234ZM8 114H9V113H8ZM26 114H27V113H26ZM43 114H44V113H43ZM49 114H50V113H49ZM55 114H56V113H55ZM69 114H70V113H69ZM90 114H91V113H90ZM95 114H96V113H95ZM114 114H115V113H114ZM212 114H213V113H212ZM217 114H218V113H217ZM243 114H244V113H243ZM9 115H10V114H9ZM11 115H12V114H11ZM31 115H32V114H31ZM31 115H30V116H31ZM38 115H39V114H38ZM82 115H83V114H82ZM172 115H173V113H172ZM179 115H180V113H179ZM186 115H187V114H186ZM206 115H207V114H206ZM229 115H230V114H229ZM261 115H262V114H261ZM261 115H260V116H261ZM35 116H36V115H35ZM39 116H40V115H39ZM68 116H70V115H68ZM68 116H67V117H68ZM76 116H77V115H76ZM117 116H118V115H117ZM128 116H129V115H128ZM176 116H177V115H176ZM201 116H202V115H201ZM209 116H210V115H209ZM242 116H243V115H242ZM260 116H258V117H260ZM9 117H10V116H9ZM14 117H15V115H14ZM24 117H25V116H24ZM49 117H50V116H49ZM94 117H95V116H94ZM99 117H100V116H99ZM187 117H188V116H187ZM197 117H198V116H197ZM207 117H208V115H207ZM207 117H206V118H207ZM215 117H216V116H215ZM232 117H233V116H232ZM1 118H2V117H1ZM5 118H6V116H5ZM22 118H23V117H22ZM77 118H78V117H77ZM116 118H117V117H116ZM119 118H120V117H119ZM122 118H123V117H122ZM225 118H226V117H225ZM230 118H231V117H230ZM235 118H236V117H235ZM262 118H263V117H262ZM7 119H8V118H7ZM24 119H26V118H24ZM28 119H29V118H28ZM31 119H32V118H31ZM47 119H48V117H47ZM58 119H59V118H58ZM63 119H64V118H63ZM85 119H86V118H85ZM92 119H93V118H92ZM104 119H105V118H104ZM127 119H128V118H127ZM190 119H191V117H190ZM209 119H210V118H209ZM213 119H214V118H213ZM236 119H237V118H236ZM0 120H1V119H0ZM16 120H17V119H16ZM72 120H73V119H72ZM81 120H82V119H81ZM99 120H100V119H99ZM107 120H108V118H107ZM113 120H115V119H113ZM167 120H170V119H167ZM179 120H180V119H179ZM197 120H200V119H197ZM241 120H242V119H241ZM247 120H248V119H247ZM253 120H254V119H253ZM262 120H263V119H262ZM52 121H53V120H52ZM76 121L78 122V120H76ZM171 121H172V120H171ZM182 121H183V120H182ZM184 121H185V120H184ZM209 121H210V120H209ZM227 121H228V120H227ZM248 121H249V120H248ZM38 122H39V121H38ZM40 122H41V121H40ZM46 122H47V121H46ZM55 122H56V121H55ZM83 122H84V120H83ZM113 122H114V121H113ZM125 122H126V120H125ZM187 122H188V121H187ZM198 122H199V121H198ZM220 122H221V121H220ZM225 122H226V121H225ZM234 122H236V121H234ZM239 122H240V121H239ZM244 122H247V121H244ZM244 122H243V123H244ZM252 122H253V121H252ZM2 123H3V122H2ZM19 123H20V122H19ZM42 123H43V122H42ZM67 123H68V121H67ZM81 123H82V122H81ZM85 123H86V121H85ZM110 123H111V122H110ZM110 123H109V124H110ZM116 123H117V122H116ZM161 123H162V122H161ZM163 123H164V122H163ZM165 123H166V122H165ZM169 123H170V122H169ZM201 123H202V122H201ZM208 123H209V122H208ZM223 123H224V121H223ZM0 124H1V123H0ZM32 124H33V123H32ZM59 124H60V123H59ZM59 124H58V126H59ZM78 124H79V122H78ZM87 124H88V123H87ZM94 124H95V123H94ZM192 124H193V123H192ZM198 124H199V123H198ZM227 124H228V123H226V125H227ZM251 124H252V123H251ZM10 125H11V124H10ZM10 125H9V126H10ZM20 125H21V124H20ZM26 125H27V124H26ZM33 125H34V124H33ZM33 125H32V127H33ZM38 125H39V124H38ZM52 125H53V124H52ZM110 125H111V124H110ZM110 125H109V126H110ZM116 125H117V124H116ZM120 125H121V124H120ZM128 125H129V124H128ZM174 125H175V124H173L172 126L174 127ZM189 125H190V124H189ZM189 125H188V126H189ZM195 125H196V124H195ZM201 125H202V124H201ZM231 125H232V123H231ZM239 125H240V124H239ZM259 125H260V124H259ZM1 126H2V125H1ZM11 126H12V125H11ZM21 126H22V125H21ZM27 126H28V125H27ZM46 126H47V125H46ZM63 126H64V125H63ZM65 126H66V124H65ZM88 126H89V125H88ZM90 126H91V125H90ZM93 126H94V125H92V127H93ZM118 126H119V125H118ZM163 126H164V125H163ZM177 126H179V124H178ZM246 126H247V125H246ZM254 126H255V125H254ZM254 126H253V127H254ZM22 127H23V126H22ZM32 127H31V128H32ZM49 127H50V126H49ZM54 127H55V126H54ZM76 127H77V126H76ZM84 127H85V126H84ZM111 127H112V126H111ZM130 127H131V126H130ZM161 127H162V126H161ZM165 127H166V125H165ZM169 127H170V125H169ZM181 127H182V126H181ZM195 127H196V126H195ZM198 127H199V126H198ZM207 127H208V126H207ZM237 127H238V126H237ZM247 127H248V126H247ZM250 127H251V126H250ZM1 128H2V127H1ZM11 128H12V127H11ZM29 128H30V127H29ZM34 128H35V127H34ZM34 128H33V129H34ZM37 128H38V127H37ZM59 128H60V127H59ZM62 128H63V127H62ZM65 128H66V127H65ZM156 128H157V127H156ZM182 128H183V127H182ZM201 128H202V127H201ZM201 128H199V131H200ZM203 128H204V127H203ZM220 128H221V126H220ZM228 128H229V127H228ZM7 129H8V128H7ZM13 129H14V128H13ZM13 129H12V130H13ZM15 129H16V128H15ZM24 129H25V128H24ZM27 129H28V127H27ZM51 129H52V128H51ZM51 129H50V130H51ZM54 129H55V128H54ZM92 129H93V128H92ZM121 129H122V128H121ZM158 129H160V128H158ZM169 129H170V128H169ZM171 129H172V127H171ZM206 129H208V128H206ZM230 129H231V128H230ZM253 129H254V128H253ZM12 130H11V131H12ZM36 130H37V129H36ZM63 130H64V129H63ZM69 130H70V129H69ZM82 130H83V129H82ZM111 130H112V129H111ZM173 130H174V129H173ZM201 130H202V129H201ZM204 130H205V129H204ZM224 130H226V129H224ZM235 130H236V129H235ZM235 130H234V131H235ZM249 130H250V129H248V132H249ZM251 130H252V129H251ZM256 130H257V129H256ZM263 130H264V129H263ZM2 131H3V130H2ZM21 131H23V130H21ZM28 131H29V130H28ZM33 131H34V130H33ZM45 131H46V130H45ZM45 131H44V133H45ZM56 131H57V130H56ZM56 131H55V133H56ZM66 131H67V130H66ZM66 131H64V132H66ZM73 131H74V130H73ZM91 131H92V130H91ZM91 131H90V133H91ZM113 131H114V130H113ZM115 131H116V130H115ZM125 131H126V129H125ZM127 131H128V130H127ZM152 131H153V130H152ZM155 131H156V130H155ZM158 131H159V130H158ZM164 131H165V130H164ZM167 131H168V130H167ZM183 131H184V129H183ZM186 131H187V130H186ZM186 131H185V132H186ZM258 131H260V130H258ZM261 131H262V130H261ZM49 132H50V131H49ZM68 132H69V131H68ZM76 132H77V131H76ZM119 132H120V131H119ZM121 132H122V131H121ZM121 132H120V133H121ZM123 132H124V130H123ZM156 132H157V131H156ZM162 132H163V131H162ZM197 132H198V131H197ZM256 132H257V131H256ZM263 132H264V131H263ZM6 133H7V132H6ZM14 133H15V132H14ZM22 133H23V132H22ZM25 133H26V132H25ZM41 133H42V132H41ZM61 133H63V132H61ZM74 133H75V132H74ZM96 133H97V132H96ZM114 133H115V132H114ZM124 133H125V132H124ZM157 133H158V132H157ZM181 133H182V131H181ZM188 133H189V132H188ZM191 133H192V132H191ZM237 133H238V132H237ZM237 133H236V134H237ZM241 133H242V131H241ZM253 133H255V132H253ZM260 133H261V132H260ZM72 134H73V133H72ZM150 134H151V133H150ZM184 134H185V133H184ZM193 134H194V133H193ZM197 134H199V133H197ZM233 134H234V133H233ZM15 135H16V133H15ZM31 135H34V134L31 133ZM40 135H41V134H40ZM43 135H44V134H43ZM50 135H51V134H50ZM62 135H65V134H62ZM66 135H67V134H66ZM68 135H69V134H68ZM70 135H71V134H70ZM73 135H74V134H73ZM86 135H87V134H86ZM125 135H126V133H125ZM169 135H170V134H169ZM200 135H201V134H200ZM222 135H223V134H222ZM231 135H232V134H231ZM239 135H240V134H239ZM251 135H252V134H251ZM6 136H7V135H6ZM17 136H18V135H17ZM21 136H23V135L21 134ZM27 136H28V135H27ZM29 136H30V135H29ZM60 136H61V135H60ZM76 136H77V135H76ZM79 136H80V135H79ZM82 136H83V135H82ZM91 136H92V135H91ZM91 136H90V137H91ZM115 136H116V134H115ZM156 136H157V134H156ZM156 136H155V137H156ZM159 136H161V135L159 134ZM188 136H189V135H188ZM196 136H197V135H196ZM201 136H202V135H201ZM233 136H234V135H233ZM243 136H244V134H243ZM256 136H258V135H256ZM1 137H2V136H1ZM62 137H63V136H62ZM121 137H122V136H121ZM192 137H193V136H192ZM223 137H224V136H223ZM225 137H226V136H225ZM235 137H237V136H235ZM245 137H246V136H245ZM13 138H14V136H13ZM26 138H27V137H26ZM33 138H34V137H33ZM33 138H32V139H33ZM42 138H43V137H42ZM66 138H68V137H66ZM116 138H117V136H116ZM151 138H152V137H151ZM189 138H190V137H189ZM202 138H203V137H202ZM240 138H241V137H240ZM263 138H264V137H263ZM5 139H6V138H5ZM9 139H10V138H9ZM11 139H12V138H11ZM14 139H15V138H14ZM22 139H23V137H22ZM47 139H48V137H47ZM75 139H76V138H75ZM80 139H81V138H80ZM119 139H120V138H119ZM119 139H118V140H119ZM156 139H157V138H156ZM158 139H159V138H158ZM165 139H166V138H165ZM190 139H191V138H190ZM193 139H194V138H193ZM197 139H198V138H197ZM200 139H201V138H200ZM233 139H234V138H233ZM252 139H253V138H252ZM24 140H25V138H24ZM60 140H61V139H60ZM66 140H67V139H66ZM69 140H70V139H69ZM188 140H189V139H188ZM239 140H240V139H239ZM244 140H245V139H244ZM250 140H251V139H250ZM253 140H254V139H253ZM260 140H261V139H260ZM1 141H2V140H1ZM10 141H11V140H10ZM19 141H20V140H19ZM36 141H37V140H36ZM40 141H41V140H40ZM56 141H57V140H56ZM56 141H55V142H56ZM61 141H62V140H61ZM78 141H79V140H78ZM150 141H151V140H150ZM152 141H153V140H152ZM154 141H155V140H154ZM159 141H160V140H159ZM232 141H233V140H232ZM235 141H236V140H235ZM258 141H259V140H258ZM50 142H51V141H50ZM73 142H74V141H73ZM80 142H81V141H80ZM116 142H118V141H116ZM162 142H163V141H162ZM188 142H189V141H188ZM229 142H230V141H229ZM260 142H261V141H260ZM263 142H264V141H263ZM4 143H5V142H4ZM17 143H18V142H17ZM34 143H35V142H34ZM159 143H160V142H159ZM201 143H202V142H201ZM234 143H235V142H234ZM252 143H253V142H252ZM59 144H60V143H59ZM70 144H71V143H70ZM116 144H117V143H116ZM119 144H120V143H119ZM147 144H148V143H147ZM150 144H151V142H150ZM164 144H165V143H164ZM166 144H167V146L169 145L168 143H166ZM230 144H231V143H230ZM237 144H238V143H237ZM28 145H30V144H28ZM38 145H39V144H38ZM38 145H37V146H38ZM50 145H51V144H50ZM68 145H69V144H68ZM76 145H77V143H76ZM179 145H180V144H179ZM231 145H232V144H231ZM231 145H230V147H231ZM16 146H17V145H16ZM41 146H42V145H41ZM60 146H61V145H60ZM65 146H66V145H65ZM147 146H148V145H147ZM157 146H159V144H158ZM157 146H156V147H157ZM184 146H185V145H184ZM191 146H192V145H191ZM198 146H201V147H202V145H198ZM233 146H234V145H233ZM24 147H25V146H24ZM50 147H51V146H50ZM56 147H57V144H56ZM73 147H74V146H73ZM73 147H72V148H73ZM161 147H162V146H161ZM236 147H237V146H236ZM9 148H10V147H9ZM22 148H23V147H22ZM22 148H21V149H22ZM38 148H39V147H38ZM38 148H37V149H38ZM40 148H41V147H40ZM163 148H164V147H163ZM163 148H162V149H163ZM166 148H167V147H166ZM166 148H165V149H166ZM231 148H232V147H231ZM247 148H248V147H247ZM3 149H4V148H3ZM50 149H51V148H50ZM63 149H64V148H63ZM65 149H66V148H65ZM73 149H74V148H73ZM194 149H195V148H194ZM196 149H197V148H196ZM199 149H200V148H199ZM229 149H230V148H229ZM263 149H264V148H263ZM22 150H23V149H22ZM27 150H28V149H27ZM56 150H57V149H56ZM69 150H70V149H69ZM76 150H77V149H76ZM197 150H198V149H197ZM231 150H232V149H231ZM240 150H241V149H240ZM246 150H247V149H246ZM13 151H14V150H13ZM38 151H39V150H38ZM262 151H263V150H262ZM15 152H16V151H15ZM30 152H31V151H30ZM39 152H40V151H39ZM41 152H42V151H41ZM163 152H165V151H163ZM42 153H43V152H42ZM68 153H69V152H68ZM231 153H232V152H231ZM4 154H5V153H4ZM62 154H63V153H62ZM62 154L60 153V155H62ZM157 154H158V152H157ZM232 154H233V153H232ZM258 154H259V153H258ZM25 155H26V154H25ZM27 155H28V154H27ZM44 155H45V154H44ZM51 155H52V154H51ZM247 155H248V154H247ZM256 155H257V154H256ZM0 156H1V155H0ZM6 156H7V154H6ZM31 156H32V155H31ZM42 156H43V155H42ZM48 156H49V155H48ZM67 156H68V155H67ZM228 156H230V155H228ZM248 156H249V155H248ZM248 156H247V157H248ZM253 156H254V155H253ZM11 157H13V156H11ZM40 157H41V156H40ZM40 157H39V158H40ZM52 157H54V156H52ZM59 157H60V156H59ZM63 157H64V156H63ZM232 157H233V156H232ZM245 157H246V156H245ZM245 157H244V158H245ZM256 157H257V156H256ZM258 157H259V156H258ZM8 158H9V157H8ZM39 158H38V159H39ZM57 158H58V157H57ZM253 158H254V157H253ZM36 159H37V158H36ZM45 159H47V157H46ZM54 159H55V158H54ZM69 159H70V158H69ZM12 160H13V159H12ZM49 160H51V158H49ZM58 160H59V159H58ZM61 160H62V159H61ZM227 160H228V159H227ZM242 160H243V159H242ZM244 160H245V159H244ZM261 160H262V159H261ZM1 161H2V160H1ZM54 161H56V160H54ZM248 161H249V160H248ZM6 162H7V161H6ZM32 162H34V161H32ZM35 162H36V161H35ZM35 162H34V163H35ZM229 162H230V161H229ZM232 162L234 163V161H232ZM2 163H3V162H2ZM29 163H30V162H29ZM29 163H28V164H29ZM54 163H55V162H54ZM60 163H61V162H60ZM244 163H245V162H244ZM261 163H262V162H261ZM18 164H19V163H18ZM55 164H56V163H55ZM65 164H66V161H65ZM236 164H237V163H236ZM29 165H30V164H29ZM49 165H50V164H49ZM133 165H134V164H133ZM133 165H132V166H133ZM135 165H136V164H135ZM227 165H228V164H227ZM227 165H226V166H227ZM247 165H248V164H247ZM250 165H252V164H250ZM253 165H254V164H253ZM255 165H256V164H255ZM261 165H262V164H261ZM15 166H16V165H15ZM20 166H21V165H20ZM137 166H138V165H137ZM141 166H142V165H141ZM141 166H139V167H141ZM228 166H229V165H228ZM230 166H231V165H230ZM21 167H22V166H21ZM43 167H44V166H43ZM51 167H52V166H51ZM55 167H56V166H55ZM57 167H58V166H57ZM237 167H238V166H237ZM253 167H254V166H253ZM17 168H18V167H17ZM19 168H20V167H19ZM134 168H135V166H134ZM229 168H230V167H229ZM25 169H26V168H25ZM41 169H42V168H41ZM250 169H251V168H250ZM256 169H257V168H256ZM262 169H263V167H262ZM127 170H128V169H127ZM130 170H131V168H130ZM225 170H226V169H225ZM239 170H240V167H239ZM257 170H258V169H257ZM27 171H28V170H27ZM45 171H46V170H45ZM47 171H48V170H47ZM135 171H137V170H135ZM146 171H147V170H146ZM211 171H212V169H211ZM213 171H214V170H213ZM216 171H218V170H216ZM216 171H215V172H216ZM230 171H231V170H230ZM232 171H233V170H232ZM241 171H242V168H241ZM262 171H263V170H262ZM23 172H24V171H23ZM23 172H21V173H23ZM226 172H227V171H226ZM233 172H234V171H233ZM233 172H232V173H233ZM0 173H1V172H0ZM4 173H5V172H4ZM135 173H136V172H135ZM236 173H237V172H236ZM1 174H2V173H1ZM1 174H0V175H1ZM27 174H29V173H27ZM40 174H41V173H40ZM47 174H48V173H47ZM144 174H145V173H144ZM144 174H143V176H144ZM225 174H226V173H225ZM237 174H238V173H237ZM237 174H236V175H237ZM248 174H249V173H248ZM12 175H13V174H12ZM30 175H32V174H30ZM30 175H29V176H30ZM41 175H42V174H41ZM128 175H129V174H128ZM213 175H214V174H213ZM238 175H239V174H238ZM250 175H252V174H250ZM259 175H260V174H259ZM131 176H132V178H133L136 182L138 181V177H137L134 173H132ZM139 176H141V175H139ZM148 176H149V175H148ZM229 176H230V175H229ZM243 176H244V175H243ZM256 176H257V175H256ZM11 177H12V176H11ZM35 177H37V176H35ZM141 177H142V176H141ZM211 177H212V176H211ZM217 177H218V176H217ZM232 177H233V176H232ZM252 177H253V176H252ZM254 177H255V175H254ZM261 177H262V176H261ZM1 178H2V175H1ZM8 178H9V176H8ZM26 178H27V177H26ZM129 178H130V177H129ZM148 178H149V177H148ZM213 178H214V177H213ZM213 178H212V179H213ZM215 178H216V177H215ZM222 178H223V176H222ZM233 178H234V177H233ZM237 178H238V177H237ZM242 178H243V177H242ZM133 179H132V181H133ZM142 179H144V178L142 177ZM229 179H231V178H229ZM244 179H245V178H244ZM247 179H248V178H247ZM3 180H4V179H3ZM5 180H6V178H5ZM7 180H8V179H7ZM33 180H34V179H33ZM35 180H36V179H35ZM226 180H227V179H226ZM249 180H250V179H249ZM252 180H253V179H252ZM30 181H31V180H30ZM30 181H29V182H30ZM132 181H131V182H132ZM152 181H154V180H152ZM213 181H214V180H213ZM142 182H143V181H142ZM216 182H217V181H216ZM216 182H214V183H216ZM219 182H220V181H219ZM229 182H230V181H229ZM237 182H238V181H237ZM4 183H5V181H4ZM10 183H11V182H10ZM15 183H16V182H15ZM15 183H14V184H15ZM36 183H37V182H36ZM217 183H218V182H217ZM222 183H223V182H222ZM222 183H221V184H222ZM238 183H239V182H238ZM240 183H241V182H240ZM240 183H239V184H240ZM249 183H250V182H249ZM254 183H255V182H254ZM257 183H258V182H257ZM23 184H24V183H22V185H23ZM29 184H30V183H29ZM41 184H42V183H41ZM136 184H137V183H136ZM219 184H220V183H219ZM223 184H224V183H223ZM223 184H222V185H223ZM247 184H248V183H247ZM259 184H260V183H259ZM16 185H17V184H16ZM30 185H32V184H30ZM30 185H29V186H30ZM38 185H39V184H38ZM137 185H138V184H137ZM217 185H218V184H217ZM255 185H256V184H255ZM9 186H10V185H9ZM229 186H230V185H229ZM237 186H238V185H237ZM6 187H7V186H6ZM11 187H12V186H11ZM32 187H33V186H32ZM130 187H131V186H130ZM141 187H142V186H141ZM239 187H240V186H239ZM250 187H251V186H250ZM25 188H26V187H25ZM219 188H220V187H219ZM258 188H259V187H258ZM7 189H8V188H7ZM9 189H10V188H9ZM17 189H18V188H17ZM28 189H32V188H28ZM35 189H36V188H35ZM97 189H98V188H97ZM133 189H135V188H133ZM139 189H140V188H139ZM156 189H157V188H156ZM201 189H202V188H201ZM201 189H200V190H201ZM216 189H217V188H216ZM227 189H228V188H227ZM242 189H243V188H242ZM253 189H254V188H253ZM0 190H1V189H0ZM225 190H226V189H225ZM9 191H10V190H9ZM17 191H18V190H17ZM27 191H28V190H27ZM32 191H33V190H32ZM129 191H130V190H129ZM134 191H135V190H134ZM134 191H133V192H134ZM244 191H245V189H244ZM261 191H262V190H261ZM3 192H4V191H3ZM3 192H2V194H3ZM23 192H24V191H23ZM23 192H22V193H23ZM98 192H100V191H98ZM98 192H97V193H98ZM111 192H113V191H111ZM111 192H110V193H111ZM124 192H125V191H124ZM137 192H138V191H137ZM139 192H140V191H139ZM170 192H171V191H170ZM203 192H204V191H203ZM203 192H201V195H202ZM219 192H220V191H219ZM228 192H229V191H228ZM11 193H12V192H11ZM25 193H26V192H25ZM31 193H32V192H31ZM41 193H42V192H41ZM113 193H114V192H113ZM125 193H126V192H125ZM168 193H169V192H168ZM171 193H172V192H171ZM207 193H208V192H207ZM224 193H225V192H224ZM6 194H7V193H6ZM15 194H16V193H15ZM19 194H21V193H19ZM93 194H94V192H93ZM132 194H133V193H132ZM205 194H206V193H205ZM210 194H212V193H210ZM215 194H216V193H215ZM222 194H223V193H222ZM225 194H226V193H225ZM230 194H231V193H230ZM251 194H252V192H251ZM259 194H260V193H259ZM107 195H109V194H106L105 196H107ZM118 195H119V194H118ZM167 195H168V194H167ZM252 195H253V194H252ZM260 195H261V194H260ZM19 196H20V195H19ZM26 196H27V195H26ZM116 196H117V195H116ZM161 196H162V195H161ZM164 196H165V195H164ZM196 196H197V195H196ZM206 196H207V195H206ZM220 196H221V195H220ZM237 196H238V195H237ZM239 196H240V195H239ZM247 196H248V195H247ZM30 197H31V196H30ZM41 197H42V196H41ZM41 197H40V198H41ZM142 197H143V196H142ZM194 197H195V196H194ZM199 197H200V196H199ZM212 197H213V196H212ZM235 197H236V196H235ZM4 198H5V197H4ZM18 198H19V197H18ZM31 198H32V197H31ZM40 198H39V199H40ZM104 198H105V197H104ZM106 198H107V197H106ZM106 198H105V199H106ZM108 198H109V197H108ZM132 198H133V197H132ZM145 198H146V197H145ZM162 198H163V197H162ZM197 198H198V197H197ZM205 198H206V197H205ZM214 198H215V196H214ZM222 198H224V197H222ZM222 198H221V199H222ZM242 198H243V197H242ZM245 198H246V197H245ZM263 198H264V197H263ZM15 199H16V198H15ZM23 199H24V198H23ZM140 199H142V198H140ZM148 199H149V198H148ZM158 199H159V198H158ZM160 199H161V198H160ZM195 199H196V198H195ZM211 199H212V198H211ZM215 199H216V198H215ZM229 199H230V198H229ZM234 199H235V198H234ZM247 199H248V198H247ZM5 200H6V199H5ZM16 200H18V199H16ZM101 200H102V199H101ZM113 200H114V199H113ZM223 200H224V199H223ZM238 200H239V198H238ZM243 200H244V199H243ZM245 200H246V199H245ZM21 201H22V200H21ZM149 201H150V200H149ZM167 201H168V200H167ZM200 201H201V200H200ZM218 201H219V198H218ZM221 201H222V200H221ZM225 201H226V200H225ZM231 201H232V200H231ZM255 201H256V200H255ZM0 202H1V201H0ZM158 202H159V201H158ZM158 202H157V203H158ZM160 202H161V201H160ZM198 202H199V201H198ZM204 202H205V199H204ZM219 202H220V201H219ZM250 202H252V201H250ZM259 202H260V201H259ZM4 203H5V202H4ZM30 203H31V202L29 201L28 204H30ZM100 203H101V202H100ZM136 203H137V201H136ZM166 203H167V202H166ZM207 203H208V202H207ZM227 203H228V202H227ZM238 203H239V202H238ZM261 203H262V202H261ZM31 204H32V203H31ZM107 204H108V203H107ZM107 204H106V205H107ZM111 204H112V203H111ZM120 204H121V203H120ZM167 204H168V203H167ZM191 204H192V203H191ZM201 204H202V203H201ZM201 204H200V205H201ZM203 204H204V203H203ZM239 204H240V203H239ZM247 204H248V203H247ZM252 204H254V203H252ZM3 205H4V204H3ZM126 205H127V204H126ZM130 205H131V204H130ZM160 205L162 206V204H160ZM245 205H246V204H245ZM256 205H257V204H256ZM36 206H37V205H36ZM108 206H109V205H108ZM155 206H156V205H155ZM163 206H164V205H163ZM230 206H231V205H230ZM240 206H241V205H238V207H240ZM246 206H247V205H246ZM254 206H255V205H254ZM103 207H104V206H103ZM106 207H107V206H106ZM110 207H112V206H110ZM115 207H116V206H115ZM144 207H145V206H144ZM192 207H194V206H192ZM201 207H202V206H201ZM208 207H209V206H208ZM208 207H207V208H208ZM231 207H232V206H231ZM258 207H259V206H258ZM261 207H262V206H261ZM104 208H105V207H104ZM135 208H136V207H135ZM242 208H243V207H242ZM251 208H253V206H252ZM99 209H100V208H99ZM154 209H155V208H154ZM154 209H153V210H154ZM192 209H193V208H192ZM200 209H201V208H200ZM204 209H205V208H204ZM210 209H212V207H211ZM225 209H226V208H225ZM238 209H239V208H238ZM247 209H248V208H247ZM259 209H260V208H259ZM110 210H112V208H111ZM127 210H128V209H127ZM137 210H138V209H137ZM197 210H198V209H197ZM201 210H202V209H201ZM231 210H232V209H231ZM236 210H237V209H236ZM249 210H250V208H249ZM252 210H253V209H252ZM22 211H23V210H22ZM93 211H94V210H93ZM95 211H97V210H95ZM115 211H116V210H115ZM139 211H140V210H139ZM158 211H159V210H158ZM198 211H199V210H198ZM205 211H206V210H205ZM240 211H241V209H240ZM250 211H251V210H250ZM10 212H11V211H10ZM20 212H21V211H20ZM23 212H24V211H23ZM102 212H103V211H102ZM136 212H137V211H136ZM154 212H156V211H154ZM180 212H181V211H180ZM186 212H187V211H186ZM194 212H195V211H194ZM201 212H202V211H201ZM225 212H226V211H225ZM231 212H234V211H231ZM246 212H247V211H246ZM248 212H249V211H248ZM253 212H254V211H253ZM255 212H256V211H255ZM92 213H93V212H92ZM104 213H105V212H104ZM106 213H107V210H106ZM110 213H111V212H110ZM113 213H114V212H113ZM138 213H139V212H138ZM169 213H170V212H169ZM235 213H236V212H235ZM251 213H252V212H251ZM96 214H97V213H96ZM131 214H132V213H131ZM131 214H130V215H131ZM178 214H179V212H178ZM182 214H183V213H182ZM205 214H207V213L205 212ZM225 214H226V213H225ZM228 214H229V212H228ZM245 214H246V213H245ZM248 214H249V213H248ZM261 214H262V213H261ZM132 215H133V214H132ZM152 215H153V214H152ZM184 215H185V214H184ZM194 215H195V214H194ZM210 215H211V214H210ZM242 215H243V214H242ZM252 215H253V214H252ZM201 216H202V215H201ZM232 216H233V215H232ZM245 216H246V215H245ZM247 216H248V215H247ZM9 217H10V216H9ZM17 217H18V216H17ZM20 217H21V216H20ZM94 217H95V216H94ZM98 217H99V215H98ZM146 217H147V216H146ZM159 217H160V216H159ZM164 217H165V216H164ZM183 217H184V216H183ZM197 217H198V216H197ZM203 217H204V216H203ZM208 217H210V216L208 215ZM242 217H243V216H242ZM7 218H8V217H7ZM131 218H132V217H131ZM147 218H148V217H147ZM157 218H158V217H157ZM173 218H174V217H173ZM180 218H181V216H180ZM194 218H195V217H194ZM247 218H248V217H247ZM5 219H6V218H5ZM24 219H25V217H24ZM97 219H98V218H97ZM162 219H163V218H162ZM164 219H166V218H164ZM177 219H178V218H177ZM188 219H190V218H188ZM206 219H207V218H206ZM210 219H211V218H210ZM136 220H137V218H136ZM143 220H144V219H143ZM149 220H150V219H149ZM152 220H153V219H152ZM192 220H193V217H192ZM213 220H214V219H213ZM234 220H235V219H234ZM127 221H128V220H127ZM137 221H138V220H137ZM144 221H145V220H144ZM162 221H163V220H162ZM182 221H184V220H182ZM186 221H187V220H186ZM201 221H202V220H201ZM241 221H242V220H241ZM4 222H5V221H4ZM121 222H122V221H121ZM133 222H135V220H134ZM133 222H132V223H133ZM158 222H159V221H158ZM158 222H156V223H158ZM168 222H169V221H168ZM234 222H235V221H234ZM246 222H247V221H246ZM6 223H7V222H6ZM11 223H12V222H11ZM127 223H129V221H128ZM130 223H131V221H130ZM130 223H129V224H130ZM185 223H186V222H185ZM190 223H191V222H190ZM193 223H194V222H193ZM200 223H201V222H200ZM166 224H167V223H166ZM187 224H188V223H187ZM204 224H206V223H204ZM215 224H216V223H215ZM221 224H222V223H221ZM245 224H246V223H245ZM248 224H249V223H248ZM6 225H7V224H6ZM103 225H104V224H103ZM139 225H140V224H139ZM149 225H151V224H149ZM153 225H154V224H153ZM162 225H163V224H162ZM176 225H177V224H176ZM184 225H185V224H184ZM196 225H198V224H196ZM202 225H203V224H202ZM222 225H224V224H222ZM238 225H239V224H238ZM10 226H11V225H10ZM18 226H19V225H18ZM147 226H148V225H147ZM147 226H146V227H147ZM171 226H172V225H171ZM173 226H174V225H173ZM181 226H182V225H181ZM186 226H187V225H186ZM213 226H214V225H213ZM224 226H225V225H224ZM227 226H228V225H227ZM247 226H248V225H247ZM3 227H4V226H3ZM101 227H103V226H101ZM134 227H135V226H134ZM138 227H139V226H138ZM159 227H160V226H159ZM183 227H184V226H183ZM187 227H188V226H187ZM206 227H207V226H206ZM238 227H239V226H238ZM244 227H245V226H244ZM115 228H116V227H115ZM156 228H157V227H156ZM179 228H180V227H179ZM184 228H185V227H184ZM190 228H191V227H190ZM204 228H205V227H204ZM208 228H209V227H208ZM208 228H207V229H208ZM9 229H10V227H9ZM81 229H82V227H81ZM81 229H80V231H81ZM103 229H104V228H103ZM113 229H114V228H113ZM175 229H176V227H175ZM201 229H202V228H201ZM205 229H206V228H205ZM215 229H216V228H215ZM215 229H214V230H215ZM223 229H224V228H223ZM3 230H4V229H3ZM144 230H145V229H144ZM147 230H148V229H147ZM170 230H171V229H170ZM180 230H181V229H180ZM183 230H184V229H183ZM185 230H186V229H185ZM188 230H189V229H188ZM197 230H198V229H197ZM251 230H252V228H251ZM82 231H83V230H82ZM103 231H104V230H103ZM176 231H177V229H176ZM240 231H241V230H240ZM253 231H254V230H253ZM6 232L8 233V231H6ZM121 232H122V231H121ZM167 232H169V231H167ZM212 232H213V231H212ZM1 233H2V232H1ZM105 233H106V232H105ZM129 233H130V232H129ZM155 233H156V232H155ZM157 233H158V232H157ZM179 233H180V232H179ZM181 233H182V232H181ZM207 233H208V232H207ZM210 233H211V232H210ZM248 233H249V232H248ZM9 234H10V233H9ZM81 234H82V233H81ZM147 234H148V233H147ZM161 234H162V233H161ZM202 234H204V233L202 232ZM129 235H130V234H129ZM152 235H153V234H152ZM156 235H157V234H156ZM181 235H182V234H181ZM181 235H180V236H181ZM215 235H216V234H215ZM220 235H221V234H220ZM223 235H224V234H223ZM249 235H250V234H249ZM119 236H120V234H119ZM122 236H123V235H122ZM182 236L184 237V235H182ZM6 237H7V236H6ZM127 237H128V236H127ZM146 237H147V236H146ZM160 237H162V236H160ZM234 237H235V236H234ZM0 238H1V237H0ZM76 238H77V237H76ZM78 238H79V237H78ZM163 238H164V237H163ZM175 238H176V237H175ZM178 238H179V237H178ZM194 238H195V237H194ZM205 238H206V237H205ZM231 238H232V237H231ZM81 239H83V238H81ZM81 239H80V240H81ZM124 239H125V238H124ZM151 239H152V238H151ZM181 239H182V237H181ZM185 239H186V238H185ZM203 239H204V238H203ZM224 239H225V238H224ZM235 239H236V238H235ZM238 239H239V238H238ZM179 240H180V239H179ZM219 240H220V239H219ZM227 240H228V238H227ZM253 240H254V239H253ZM256 240H257V239H256ZM77 241H78V240H77ZM122 241H123V239H122ZM171 241H172V240H171ZM183 241H184V240H183ZM197 241H198V240H197ZM206 241H207V240H206ZM236 241H237V240H236ZM242 241H243V240H242ZM89 242H90V241H89ZM92 242H93V241H92ZM125 242H126V241H125ZM162 242H163V241H162ZM199 242H200V241H199ZM204 242H205V241H204ZM223 242H224V241H223ZM227 242H228V241H227ZM258 242H259V241H258ZM84 243H85V242H84ZM151 243H152V242H151ZM160 243H161V242H160ZM172 243H173V242H172ZM178 243H179V242H178ZM184 243H185V242H184ZM186 243H187V242H186ZM201 243H202V242H201ZM229 243H230V242H229ZM241 243H242V242H240V244H241ZM77 244H78V243H77ZM161 244H163V243H161ZM195 244H196V243H195ZM242 244H243V246H244V243H242ZM120 245H121V244H120ZM151 245H152V244H151ZM173 245H174V244H173ZM196 245H197V244H196ZM201 245H203V244H201ZM204 245H205V244H204ZM219 245H220V244H219ZM229 245H230V244H229ZM251 245H252V244H251ZM84 246H85V245H84ZM116 246H117V245H116ZM152 246H153V245H152ZM179 246H180V245H179ZM191 246H192V245H191ZM86 247H87V246H86ZM120 247H121V246H120ZM172 247H173V246H172ZM172 247H171V248H172ZM175 247H176V246H175ZM175 247H174V248H175ZM184 247H185V246H184ZM240 247H241V246H240ZM84 248H85V247H84ZM115 248H116V247H115ZM118 248H119V247H118ZM169 248H170V247H169ZM171 248H170V250H171ZM176 248H177V247H176ZM178 248H179V247H178ZM189 248H190V246H189ZM197 248H198V247H197ZM80 249H81V248H80ZM194 249H195V247L193 248V250H194ZM202 249H203V247H202ZM232 249H233V248H232ZM94 250H95V249H94ZM155 250H156V249H155ZM165 250H166V249H165ZM174 250H175V249H174ZM178 250H179V249H178ZM73 251H74V250H73ZM96 251H97V250H96ZM156 251H157V250H156ZM180 251H181V250H180ZM184 251H185V250H184ZM197 251H198V250H197ZM208 251H209V250H208ZM225 251H226V250H225ZM228 251H230V250H228ZM240 251H241V250H240ZM98 252H99V251H98ZM98 252H97V253H98ZM112 252H113V251H112ZM119 252H120V251H118V253H119ZM168 252H169V251H168ZM182 252H183V251H182ZM185 252H186V251H185ZM218 252H219V251H218ZM222 252H223V251H222ZM231 252H232V251H231ZM160 253L163 254L162 252H160ZM170 253H171V252H170ZM189 253H190V251H189ZM206 253H207V252H206ZM214 253H215V252H214ZM84 254H85V253H84ZM196 254H197V253H196ZM204 254H205V253H204ZM215 254H216V253H215ZM77 255H78V254H77ZM79 255H80V253H79ZM167 255H168V254H167ZM169 255H170V254H169ZM208 255H210V254H208ZM233 255H234V254H233ZM233 255H232V256H233ZM238 255H239V254H238ZM243 255H244V254H243ZM82 256H83V255H82ZM115 256H116V255H115ZM161 256H162V255H161ZM179 256H180V255H179ZM184 256H185V255H184ZM215 256H216V255H215ZM219 256H221V255H219ZM222 256H223V255H222ZM222 256H221V257H222ZM232 256H231V257H232ZM94 257H95V256H94ZM157 257H158V256H157ZM188 257H189V256H188ZM199 257H200V256H199ZM212 257H213V256H212ZM236 257H237V256H236ZM236 257H235V258H236ZM242 257H243V256H242ZM100 258H101V257H100ZM159 258H160V257H159ZM161 258H162V257H161ZM186 258H187V257H186ZM195 258H196V256H195ZM200 258H201V257H200ZM217 258H218V257H217ZM222 258H223V257H222ZM229 258H230V257H229ZM240 258H241V257H240ZM114 259H115V258H114ZM181 259H182V258H181ZM218 259H219V258H218ZM223 259H224V258H223ZM97 260H99V259H97ZM184 260H185V259H184ZM202 260H203V259H202ZM220 260H221V259H220ZM227 260H228V259H227ZM237 260H238V259H237ZM91 261H92V260H91ZM161 261H162V260H161ZM182 261H183V260H182ZM204 261H205V260H204ZM241 261H242V260H241ZM262 261H263V260H262ZM262 261H261V262H262ZM97 262H98V261H97ZM111 262H112V261H111ZM111 262H110V263H111ZM166 262H167V261H166ZM176 262H177V261H176ZM202 262H203V261H202ZM184 263H185V262H184ZM190 263H191V262H190ZM203 263H204V262H203ZM96 264H97V263H96ZM156 264H157V263H156ZM185 264H187V263H185ZM198 264H199V263H198ZM205 264H206V263H205ZM237 264H238V263H237ZM240 264H241V263H240Z\"/></svg>",
  "mask_w": 264,
  "mask_h": 264
}]
</instances>
